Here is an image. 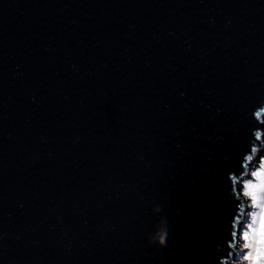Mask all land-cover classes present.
Masks as SVG:
<instances>
[{"label":"water","instance_id":"95a60500","mask_svg":"<svg viewBox=\"0 0 264 264\" xmlns=\"http://www.w3.org/2000/svg\"><path fill=\"white\" fill-rule=\"evenodd\" d=\"M262 106L264 0H0V264H232Z\"/></svg>","mask_w":264,"mask_h":264},{"label":"rangeland","instance_id":"374dc122","mask_svg":"<svg viewBox=\"0 0 264 264\" xmlns=\"http://www.w3.org/2000/svg\"><path fill=\"white\" fill-rule=\"evenodd\" d=\"M261 156V161L255 166L252 165L254 169L241 185L242 195L249 205L245 212L246 222L242 225L239 236L240 239L244 235V242L237 246L232 264H254V261L259 264L258 260L264 254V190H261V182L264 180V153ZM250 221H253L254 228L246 227L248 222L252 225ZM245 230L248 231L244 233Z\"/></svg>","mask_w":264,"mask_h":264},{"label":"clouds","instance_id":"9594fccd","mask_svg":"<svg viewBox=\"0 0 264 264\" xmlns=\"http://www.w3.org/2000/svg\"><path fill=\"white\" fill-rule=\"evenodd\" d=\"M262 111H264V106L258 108L255 111V113H257V112L260 113ZM161 211H162L161 206H157L153 209V212L157 213V214H159ZM167 236H168L167 220H166V218L161 217L155 232L152 235H150V237L148 239V243L150 245L154 244L160 248H164L167 246Z\"/></svg>","mask_w":264,"mask_h":264},{"label":"trees","instance_id":"16d2710c","mask_svg":"<svg viewBox=\"0 0 264 264\" xmlns=\"http://www.w3.org/2000/svg\"><path fill=\"white\" fill-rule=\"evenodd\" d=\"M259 153H260V154H259ZM259 153H258L257 158H259L261 155H263V153H264V149H263V150H260ZM257 162H258V160H257ZM250 222H252V225H251V223L248 222L246 227H249V229H250V226H252V227L254 228L253 221H250ZM240 227L242 228V224L240 225ZM246 231H248V230H245L244 233H245ZM244 233H243V234H244ZM243 234H242V235H243ZM253 235H254V233H253ZM244 238H245L244 235L240 237V240H239V244H238V245L241 246V244L244 242ZM258 262H259V264H264V262H262L261 260H258Z\"/></svg>","mask_w":264,"mask_h":264},{"label":"snow or ice","instance_id":"6c2138e0","mask_svg":"<svg viewBox=\"0 0 264 264\" xmlns=\"http://www.w3.org/2000/svg\"><path fill=\"white\" fill-rule=\"evenodd\" d=\"M261 190H264V180L261 182ZM262 236H264V231H262ZM261 261L264 262V254L261 255L260 257ZM255 264V261H254Z\"/></svg>","mask_w":264,"mask_h":264}]
</instances>
